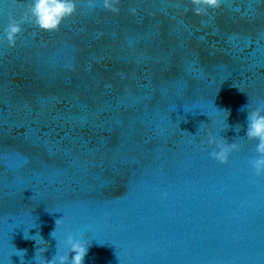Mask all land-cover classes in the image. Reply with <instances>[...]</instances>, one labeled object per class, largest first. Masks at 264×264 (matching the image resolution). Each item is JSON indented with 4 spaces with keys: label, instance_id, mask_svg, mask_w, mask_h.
<instances>
[{
    "label": "water",
    "instance_id": "95a60500",
    "mask_svg": "<svg viewBox=\"0 0 264 264\" xmlns=\"http://www.w3.org/2000/svg\"><path fill=\"white\" fill-rule=\"evenodd\" d=\"M74 3L48 31L31 0H0V264L51 259L57 219L88 239L85 264H264L245 135L264 107V0ZM209 132L239 145L227 163Z\"/></svg>",
    "mask_w": 264,
    "mask_h": 264
},
{
    "label": "clouds",
    "instance_id": "9594fccd",
    "mask_svg": "<svg viewBox=\"0 0 264 264\" xmlns=\"http://www.w3.org/2000/svg\"><path fill=\"white\" fill-rule=\"evenodd\" d=\"M194 3L197 5L196 12L201 13L208 6H217L219 0H194ZM75 10L74 0H31L29 13L41 29L52 31L58 29L63 20L73 14ZM20 31V24L12 22L5 30L6 38L9 42H14ZM247 105L242 106L241 111H244ZM246 123L245 135L257 142L256 152L258 153L255 158L249 161V164L257 175H262L264 174V107H256L247 111ZM238 125L240 124L234 127L236 132ZM204 143L213 146L210 156L221 163H227L230 155L239 148L237 143H229L227 139L212 132L207 134ZM55 224L56 227L51 232V236L58 242L57 251L51 259L44 257V260L38 264H85V257L90 245L88 239L76 232H66L61 219H57ZM38 236L44 240L39 233H36L32 236L36 243ZM46 250L47 248L41 249L43 253Z\"/></svg>",
    "mask_w": 264,
    "mask_h": 264
}]
</instances>
